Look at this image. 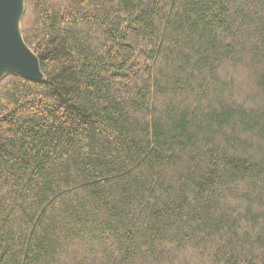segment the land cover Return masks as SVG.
<instances>
[{"label":"trees","instance_id":"obj_1","mask_svg":"<svg viewBox=\"0 0 264 264\" xmlns=\"http://www.w3.org/2000/svg\"><path fill=\"white\" fill-rule=\"evenodd\" d=\"M20 33L0 264H264V0H25Z\"/></svg>","mask_w":264,"mask_h":264},{"label":"water","instance_id":"obj_2","mask_svg":"<svg viewBox=\"0 0 264 264\" xmlns=\"http://www.w3.org/2000/svg\"><path fill=\"white\" fill-rule=\"evenodd\" d=\"M25 0H0V71L3 69L40 81L37 58L24 43L19 22Z\"/></svg>","mask_w":264,"mask_h":264},{"label":"rangeland","instance_id":"obj_3","mask_svg":"<svg viewBox=\"0 0 264 264\" xmlns=\"http://www.w3.org/2000/svg\"><path fill=\"white\" fill-rule=\"evenodd\" d=\"M23 11H24V6H23ZM23 14V13H22ZM21 21V20H20ZM19 31H20V22H19ZM21 34V33H20ZM8 73H13L9 70L3 69L0 71V78H2L4 75L8 74Z\"/></svg>","mask_w":264,"mask_h":264}]
</instances>
